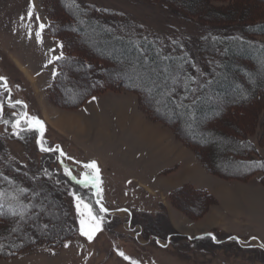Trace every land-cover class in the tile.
I'll return each mask as SVG.
<instances>
[{
  "label": "trees",
  "instance_id": "1",
  "mask_svg": "<svg viewBox=\"0 0 264 264\" xmlns=\"http://www.w3.org/2000/svg\"><path fill=\"white\" fill-rule=\"evenodd\" d=\"M137 1L154 4L163 13L170 12L181 28L168 25L171 31L162 34L116 9L84 4L81 0H45L48 35L64 45V59L56 60L57 74L48 89L50 101L62 109L75 111L93 97L125 89L138 96L139 105L145 107L152 120L165 123L179 141L195 152L209 174L245 183L261 175L260 182L264 185V158L250 140L264 112V40H260L264 38V0H229V7L223 11L210 7L209 0ZM200 3L209 9L207 14L195 10ZM215 23L233 28L224 30ZM189 24L199 30L197 42L189 36L188 27L182 26ZM76 35L87 38L82 42ZM77 41L86 49L78 47ZM165 56L168 59H163ZM145 58L149 60L147 65L142 63ZM120 60L137 63L143 70L155 69L149 74L160 83V92L175 89L170 99L164 102L163 98L156 106L151 104V96L160 92L148 93L147 76L145 83L137 87L132 83L133 75L120 76L109 69V63ZM165 68L167 73L163 72ZM70 72H79L84 79L77 97L67 95ZM236 75L247 76L250 89L241 88L234 79ZM176 77L177 83L173 84ZM189 78L197 83H191ZM185 85L196 91L185 92ZM184 96L188 99L183 100ZM182 101L183 106L177 107ZM161 102L170 114L162 112ZM32 103L27 101L26 110L9 107V112L14 113L15 119L22 111L31 115L35 110V102ZM220 104L224 105V111L220 110ZM189 112L194 113L195 119ZM40 120L45 125L43 138L53 147L55 142L48 136L50 129ZM202 126H206L205 131H198ZM39 137V132L27 130L20 138L0 135V193L5 194L6 205L0 210L5 213L0 217V260L61 249L65 243L79 238L78 217L69 191L82 197L96 214L104 216L102 225H109L108 214L99 212L94 189L69 180L63 174L58 153L40 151L36 143ZM10 141L23 146L35 158L27 154L26 164L15 160L9 151ZM260 145L264 147V133ZM19 188H27V195L19 194ZM14 196L22 204L33 205L23 220L13 217L7 208L11 205L24 211ZM195 197L198 203L189 211ZM170 200L176 207L180 204L195 220L204 218L212 207L219 205L208 190L193 185L175 190Z\"/></svg>",
  "mask_w": 264,
  "mask_h": 264
},
{
  "label": "rangeland",
  "instance_id": "2",
  "mask_svg": "<svg viewBox=\"0 0 264 264\" xmlns=\"http://www.w3.org/2000/svg\"><path fill=\"white\" fill-rule=\"evenodd\" d=\"M81 2L119 10L162 34L171 31L167 29L168 25L181 28L170 12L163 13L154 4L137 0ZM209 3L217 11L227 9L230 4L229 0H209ZM30 4H34L32 19L27 17ZM44 4L45 0H0V76L7 78L12 100L23 101L26 105L27 101L35 102V110L31 115L43 120L34 88L17 68L14 58L34 75L40 89L45 90L52 85L56 76L53 73L57 74L56 61L50 64L48 61L63 50L58 47L61 42L48 35ZM195 10L207 14L209 9L200 3ZM41 23L45 28L42 32L43 43L39 44L35 32L39 30ZM216 25L228 31L233 28L224 24ZM182 26L184 29L188 27L189 36L197 42L199 30L192 24ZM29 33L32 34L31 39ZM79 37L82 42L87 38L84 35ZM77 45L86 49L80 41H77ZM240 63L248 64L245 61ZM132 65H136V68L133 69ZM108 67L120 76L133 75L134 86H142L137 79L142 68L137 63L120 60L109 63ZM159 75L160 73L157 74ZM246 77L236 75L234 79L241 88L250 89ZM69 81L67 95L77 97L82 92L84 79L80 78L79 72H75L69 75ZM0 95V102L5 105L0 119V135L11 139L13 134L10 120H14L15 116L9 112L8 94L0 89ZM47 96L50 105L55 107L53 120L59 114L70 111L54 105L49 99L48 91ZM162 99L163 96L157 93L149 101L156 106ZM145 100L149 103L148 99ZM18 106L21 107H16ZM219 108L224 111V105L220 104ZM160 109L167 114L171 112L164 102ZM82 111L85 113L87 126L82 135L74 138L78 148L51 128L45 120L44 122L50 129L48 136H52L51 140L55 142L53 148L59 145L72 158L69 160L59 157V160L63 159V165L71 169L77 179L90 171L83 167L85 163L93 160L98 163L103 189L101 203L108 210L109 225H102V231L96 234L92 243L80 236L68 242L67 248L25 253L11 260H0V264H129V261L117 255V251L124 252L138 264H264V248L260 247L264 244V185L260 182L261 175L245 183L209 174L195 152L179 141L165 123L152 120L145 107L139 105L138 96L125 89L120 92L108 91L92 98ZM260 118L250 140L264 158V147L260 145L261 135L264 133V112ZM3 120L9 123L6 125ZM70 122L73 120L63 117L58 124ZM74 123L79 127L85 126L80 120ZM206 126L195 130L204 132ZM43 140L49 146L45 138ZM31 145L33 146V142ZM177 145H182L180 147L185 152L179 151ZM9 151L15 160L23 164L27 163V154L32 159L35 158V155L16 142L10 141ZM179 163H182L181 168L173 172ZM141 183L148 185L151 191L141 186ZM193 184L203 186L219 201V205L212 207L200 220H195L180 204V207H176L170 200L172 192L184 185ZM88 187L96 192L91 184ZM186 200L190 202V199ZM197 203L195 197L189 211ZM209 233L215 235L221 243H214L207 238ZM232 236L243 243L229 239Z\"/></svg>",
  "mask_w": 264,
  "mask_h": 264
},
{
  "label": "snow or ice",
  "instance_id": "3",
  "mask_svg": "<svg viewBox=\"0 0 264 264\" xmlns=\"http://www.w3.org/2000/svg\"><path fill=\"white\" fill-rule=\"evenodd\" d=\"M33 11H34V4H30L28 13H27L28 19L33 18ZM97 11H99V9H97ZM37 19L39 18L37 17ZM44 28H45V25L41 23L39 24V30L35 32V38H36L37 43L39 44L43 43L42 32ZM31 38H32V34L29 33V39ZM58 47L62 50L64 45L60 44ZM52 51H55V50H52ZM141 55L146 57V54L143 52H141ZM62 59H64L63 51H61L59 55L53 56L48 61V63L50 64L53 61L62 60ZM163 59H168V57L165 56L163 57ZM142 63L144 65H147L149 64V60L145 58L142 61ZM45 67H47V65H45ZM89 67L91 66L89 65ZM132 68L135 69L136 65H132ZM154 71L155 69H148V70L142 69L141 72L137 74V79L141 81V84L145 83V76H147L148 85H146V90L148 91L150 95L152 94L153 90L160 92V83L157 80H153L151 75L149 74ZM167 71H168L167 68L163 69L164 73H167ZM53 75L55 76L56 73H53ZM189 79L191 80V83L193 84L197 83V81L194 78H189ZM177 80H178V77L173 78L172 83L173 84L177 83ZM164 83L166 87L167 79H165ZM136 86L139 87L140 85H136ZM0 89H2L3 92L8 94L9 96L8 101H7L8 107L15 108L17 105H20L22 109L27 108V105L24 104L23 101H20V100L13 101L12 100L10 96L11 89L8 86L7 78L4 76H0ZM174 91L175 89H170V90L160 92V94L164 98V102H167L170 99ZM189 91L195 92L196 89L190 88L188 85H185V92H189ZM93 99H95V97H93ZM187 99H188L187 96L183 97V100H187ZM180 106H183V101L181 102L180 105H177V107H180ZM4 108H5L4 103L0 102V119H2L3 117ZM189 115L192 117V119H195L194 113L189 112ZM3 123L7 125L9 121L3 120ZM11 129H12L13 136L17 138H20L21 133L24 132L25 130L39 132L40 138L37 139L36 143L39 145V149L41 152H45V153L57 152L60 158L69 159V160L72 159L71 157L67 156V154L60 148L59 145H57L55 148L46 146V142L43 140V136L45 132V125L43 121H41L36 116L29 115L26 111H22L19 114L18 118L11 122ZM63 159H61L60 161L61 166L63 167V174L66 177H68L69 180L74 181L75 183L82 185L84 187H88L89 184H91V186L96 189V192H95V195L97 196L96 203L100 205L99 212L107 213L108 211L107 208L101 203L103 189L101 187L102 180L100 177V169H99L98 163L95 160L89 163H85L83 167L90 171L83 173L82 178L77 179V177L72 174L71 169L63 165ZM45 173L47 174L46 169H45ZM17 191L19 194L26 196L28 189L19 188ZM4 195H5L4 193H0V210L5 209L6 207L4 200H3ZM68 195L73 198V203H74L75 210H76V216L78 217V223H79V235L81 237H84L88 243H92L94 241V238L96 237V234L102 231V222L104 220V216L96 214L93 211L92 207L89 204L85 203L83 198L78 196L75 192L69 191ZM33 196H35V194H33ZM13 199H16L18 201V203L20 204V207L23 208L24 211H18L17 208L11 205H7V208L13 217H19L21 220H23L26 215V212L32 209L33 205L31 203L22 204L19 201L18 196H14ZM4 215L5 213L3 211H0V217ZM13 231H16V229L14 228ZM208 238H210L214 243H221V241L217 239V237L211 233L208 234ZM189 239H203V237H189ZM229 239L236 241L238 243H243L239 241L238 238L235 236L229 237ZM253 239H255V237H253ZM64 247L67 248L69 247V245L65 243ZM260 247L264 248V244L260 245ZM117 255L122 257L124 260L129 261V264H138L137 261L132 260L124 252L117 251Z\"/></svg>",
  "mask_w": 264,
  "mask_h": 264
},
{
  "label": "crops",
  "instance_id": "4",
  "mask_svg": "<svg viewBox=\"0 0 264 264\" xmlns=\"http://www.w3.org/2000/svg\"><path fill=\"white\" fill-rule=\"evenodd\" d=\"M16 64H17V68L26 76V78L31 82V85L34 88V92L36 95V98L38 100V103L41 106L42 109V114L44 117V120L46 121V123L53 128L56 132H58L61 136H63L66 140H68L70 142V144H72L74 147H76V142L75 139L77 136L82 135V133L84 132L83 129L86 131V126H87V122L84 119L85 117V113H83L82 109L80 110H76L74 112H65L66 114H59L58 117L53 120V114H54V108L52 105H50V102L48 100V96H47V91L48 89L42 90L38 87V83L36 78L34 77V75L26 68V66L24 64H22L18 59L14 58ZM66 117V119H72L73 122L67 123L65 125H60L58 124V121L63 118ZM76 120H80V122H82L85 126H80L79 125H75V121ZM74 124V125H73ZM172 140H174V137H172ZM176 142V141H175ZM177 144V143H176ZM182 145H177V148L179 151L181 152H185L184 149H182L183 147H180ZM78 148V147H76ZM176 150V149H175ZM187 158L190 159L189 156H187ZM178 167L173 170L177 171L178 169L181 168L182 163H179L177 165ZM194 186H196L197 188H201V189H205L203 186L197 185V184H193ZM141 186H143L144 188H146L147 190L151 191V189L149 188L148 185L141 183ZM207 190V189H206ZM205 221V220H204ZM227 232V230L225 231Z\"/></svg>",
  "mask_w": 264,
  "mask_h": 264
},
{
  "label": "bare ground",
  "instance_id": "5",
  "mask_svg": "<svg viewBox=\"0 0 264 264\" xmlns=\"http://www.w3.org/2000/svg\"><path fill=\"white\" fill-rule=\"evenodd\" d=\"M198 206H200V204H198ZM203 206V205H202ZM202 209V208H201ZM198 211H200V208H198V210L196 211L198 213Z\"/></svg>",
  "mask_w": 264,
  "mask_h": 264
}]
</instances>
